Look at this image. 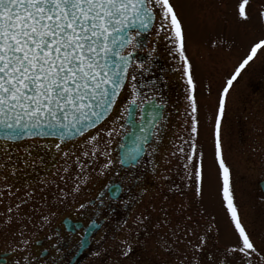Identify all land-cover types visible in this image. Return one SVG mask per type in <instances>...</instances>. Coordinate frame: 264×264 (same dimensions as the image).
<instances>
[{
    "label": "snow or ice",
    "instance_id": "1",
    "mask_svg": "<svg viewBox=\"0 0 264 264\" xmlns=\"http://www.w3.org/2000/svg\"><path fill=\"white\" fill-rule=\"evenodd\" d=\"M235 15L242 23L252 20L251 0H240ZM256 20L264 26V3L256 12ZM150 29H154L157 37L163 33L173 45L169 55L179 64L175 70L181 73L182 79L186 78L187 100L193 114L191 133L195 134L198 121L194 114L198 106L193 64L187 55L189 37L174 0H0V204H4L6 198L11 201L0 213L3 224L0 233L7 231L12 237L8 251L23 253L11 260L0 254V264H67L61 249L55 245L51 246L56 251L53 257L30 253L31 240L26 230L38 209L33 207L29 213L25 207L37 195L47 205V193L53 187L55 191L51 194L58 203H63L69 194L79 193L87 183L85 162L81 157L103 156L106 162L101 166V175L113 164L109 146L117 127H122L119 120L123 113L131 115L133 107L143 112L145 103H153V100H145L138 84L139 77L151 71L152 52L156 49L149 51L147 60L134 57L143 47L138 37ZM219 43L213 41V47ZM260 53H264V36L249 45L246 54L222 81L217 96L214 132L215 159L222 181L219 194L235 239L221 244L218 230L205 220L200 209L192 211V204L198 199L202 201L205 194L202 163H193L195 142L191 143V152L186 154L183 143L187 141L180 137L183 143L173 146L175 151L171 156L179 153L181 159L186 157L184 178L192 183L184 187L191 189V195L179 186L173 187L174 181L169 176H158L160 181L171 182L160 190L157 199L144 204L130 218V223L124 221L127 227L121 225V231L113 234L111 247L92 252L99 264H264V242L254 239L242 221L221 140V124L230 93L242 71ZM125 91L128 99L123 112L113 117L106 129L100 128V123L115 109L120 94ZM162 106L154 105V109ZM149 115L153 121L163 119V114L155 110ZM149 127L150 131L141 129L146 135L139 138L135 150L119 158L121 165L136 161L137 154L149 144V136L156 138L152 152H157L161 130L151 121ZM89 132L91 134L85 136L81 144L82 148L89 146L88 149L73 161L78 171L68 178L73 181L69 192L57 183V178L67 183L65 175L59 174V168L56 172H46L43 177L32 175L38 167L46 168L43 157L33 155V148H54L67 165L75 154L71 150L64 151L62 144ZM47 137L58 142L37 143ZM24 140L32 143L26 144L23 155L13 160L10 151L13 145L9 142ZM101 140H104L103 149L99 147ZM163 162L168 165L171 160L164 157ZM157 167L153 163V176ZM68 172L69 167L63 166V173ZM139 179L136 177L133 183ZM21 191L22 195L17 196ZM176 192L188 197L189 202H176ZM54 215L49 209L47 214L40 213L38 222L43 226ZM96 227L92 221L85 232ZM79 243L84 247L86 238L82 237Z\"/></svg>",
    "mask_w": 264,
    "mask_h": 264
},
{
    "label": "rangeland",
    "instance_id": "2",
    "mask_svg": "<svg viewBox=\"0 0 264 264\" xmlns=\"http://www.w3.org/2000/svg\"><path fill=\"white\" fill-rule=\"evenodd\" d=\"M239 2L240 0H174L189 37L187 55L193 64V75L196 82L195 97L198 106V111L194 114L198 121V131L195 134L191 133L193 114L187 100L186 78L182 79L181 73L175 70L179 64L169 55V49L173 45L171 41L164 38L163 33L157 37L154 29L150 32L148 46L144 53L148 54L151 49L155 48L156 51L152 52V55L164 58L163 61L169 68V72L165 73V79L170 101L173 100L172 96L175 92L181 95V99L175 105L173 104L178 110L175 128H169L170 120L166 122L165 138L158 149L155 161L158 166L156 176L151 174L147 177L146 183H150L148 181L151 179L152 185L146 192L143 191L138 199L140 202L131 209L129 223L131 222L130 218L134 217L149 200L157 199L160 190L166 188L171 181H174L173 187L179 186L189 196L191 195V189L184 187L185 184L192 183L191 180L184 178L183 163L186 161V157L181 159L179 153L176 156H171V152L175 151L174 145L187 141V143H183V147L185 153L188 154L191 152V143L195 142L196 155L193 163H202L205 194L202 201L198 199L192 204V211L200 209L205 220L210 221L213 228L218 230L221 244L235 239L219 194L222 181L218 162L215 159L214 132L217 96L222 81L246 54L249 45L258 37L264 36V26L256 20V12L264 0H251L252 20L247 23L240 22L235 15V7ZM215 40L220 43L213 47ZM171 71L174 72L171 73ZM127 99V92H122L111 116L99 125L100 128L106 129L109 126V121L118 113L123 112V105L126 104ZM123 118L119 120V125H122ZM120 132L121 127L118 126L117 132L111 138L112 143L109 147L113 160L117 156L115 148ZM90 134L91 132L86 133L84 136L62 144L61 147L64 151L71 150L75 154L72 159L68 160L67 165H65L62 155L57 153L54 148H33V155L43 157L46 168L38 167L32 175L38 174L43 177L46 172H56V169L59 168V174L65 175L67 183L59 181L58 178L57 183L64 187L66 192H69L73 187V181L68 178L74 176L78 171L73 161L75 157L81 156L82 151L88 149L89 146L85 145L82 148L81 144L85 136ZM180 137H183V141L179 139ZM104 139L106 140L107 137ZM221 140L225 162L231 169L232 186L242 221L252 232L254 239L264 242L261 240L264 237V196L259 186V181L264 180V53L258 54L250 62V65L246 66L230 93L221 124ZM56 142L53 139L37 141L38 144ZM31 143L32 141L28 140L22 143H10L13 145V148L10 149L13 160L19 159L23 155V147ZM99 147L104 148V140H101ZM16 148L21 151H16ZM164 157L170 159L171 163L164 165ZM81 159L85 162L84 176L87 178V183L82 185L79 193L69 194L63 203H58L51 194L55 191V187H53L47 193L49 200L47 205L37 195L35 200L26 207H47L46 214L51 209L55 215L50 216L49 220L60 221L66 216H71L74 219L80 218V205L87 203V200L94 196L96 188L101 185V178L112 170L111 165L103 175L100 174L101 166L106 162L103 156L92 159L81 157ZM53 161L57 163L53 164ZM63 166L69 167L68 173H63ZM191 170L194 171V169ZM161 174L169 176L171 181L163 182L157 179ZM17 187H20L19 183H17ZM167 194L173 195L172 193ZM19 195H22V191L17 193V196ZM174 200L189 202L188 197L181 196L179 192L175 193ZM9 203L11 201L6 198L5 203L0 204V213L4 212L5 206ZM112 244L113 239L110 242L111 246ZM95 264H99V262Z\"/></svg>",
    "mask_w": 264,
    "mask_h": 264
},
{
    "label": "flooded vegetation",
    "instance_id": "3",
    "mask_svg": "<svg viewBox=\"0 0 264 264\" xmlns=\"http://www.w3.org/2000/svg\"><path fill=\"white\" fill-rule=\"evenodd\" d=\"M148 36L145 37L141 34L138 37L143 47L134 53L135 58L147 60L148 54L144 53V50L148 46ZM168 72L169 68L165 65L163 58L159 55H152L151 71L139 77L138 87L145 100H153V103H145L143 112H141L139 107H133L131 110L133 112V121L136 123L141 122L143 116L146 117L148 122L152 121V116L149 113L154 110L163 114V119L153 121V124L161 130V140L158 149L165 138L166 122L170 120L169 128H175V124H177L175 119L178 110L174 105L181 99V95L175 92L174 96H172L173 102L170 101L168 85L165 79V73ZM173 72L171 71V73ZM160 104L163 105L162 108L154 109V105ZM126 115L127 113H124L119 140L115 148L117 156L114 160L112 159V170L104 174V177L101 178V185L96 188L94 196L89 198L87 203H84V208L79 209L80 218L74 219L71 216H66L60 221L50 219L47 224L41 226L38 222L39 216L40 213L46 214L47 207H36L38 211L35 214V219L29 223L26 230V234L31 240V248L29 249L31 254L40 253L45 258L53 257L56 255V251L51 246L55 245L56 248L61 249L67 264H95L98 261L92 255V252L111 247L110 242L113 239V234L119 233L121 231L120 226L124 225L125 220H129L131 209L143 193L142 189H148L152 185L151 179L148 181L150 183H146V180L152 174V166L158 153V150L156 153L152 152V148L156 146V138L149 136V144L143 148V153L137 162L129 165H121L118 162L120 158L119 146L123 137L131 131L129 124L125 122ZM54 140L57 141L56 139ZM67 142L70 141L65 143ZM52 163L55 164L57 162L53 161ZM136 177L140 179L137 183H133ZM137 190L139 191L137 192ZM32 208L25 207V211L31 213ZM92 221H95L97 227L90 230V232H85V229L88 228ZM2 227L3 224L0 223V228ZM124 227L126 228L127 225H124ZM82 237L87 240L84 247H80L79 243ZM11 241L12 237L9 232L0 233V254L7 256L10 260L13 256L23 255V253L8 251ZM13 247H15V244H13Z\"/></svg>",
    "mask_w": 264,
    "mask_h": 264
},
{
    "label": "water",
    "instance_id": "4",
    "mask_svg": "<svg viewBox=\"0 0 264 264\" xmlns=\"http://www.w3.org/2000/svg\"><path fill=\"white\" fill-rule=\"evenodd\" d=\"M147 32H144V33H147ZM127 122L131 125V133L128 134L124 138V143L125 144L121 148V155H122V157L125 155V153L134 151L135 148L137 147V145L140 143L139 138L142 137V136H144V135H146L145 132H142L141 131L142 128H146L149 131L151 130L150 127H149L148 120L146 118H144L142 120V122H140V123H135L133 121V114L132 113H131V115L129 114L128 119H127ZM151 122L153 123V120ZM78 136H80V135H77V136H75L73 138H76ZM73 138H71V139H73ZM142 153H143V148L140 151V153L137 154L136 161L141 157ZM136 161H133L132 163H135ZM125 164H129V163H125ZM259 185H260V187H261V189H262V191L264 193V180L260 181L259 182Z\"/></svg>",
    "mask_w": 264,
    "mask_h": 264
}]
</instances>
